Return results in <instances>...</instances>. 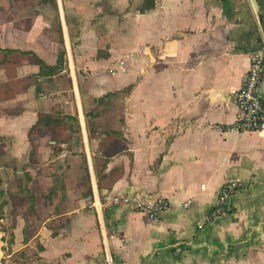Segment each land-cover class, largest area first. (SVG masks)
<instances>
[{
	"label": "crops",
	"instance_id": "crops-1",
	"mask_svg": "<svg viewBox=\"0 0 264 264\" xmlns=\"http://www.w3.org/2000/svg\"><path fill=\"white\" fill-rule=\"evenodd\" d=\"M255 51L264 0H0V255L264 264V133L230 129Z\"/></svg>",
	"mask_w": 264,
	"mask_h": 264
},
{
	"label": "built area",
	"instance_id": "built-area-1",
	"mask_svg": "<svg viewBox=\"0 0 264 264\" xmlns=\"http://www.w3.org/2000/svg\"><path fill=\"white\" fill-rule=\"evenodd\" d=\"M264 80V56L255 51L250 54V63L247 70L242 74L239 87L232 91L231 98L236 105L239 116L230 126L237 132L264 133V97L260 90ZM242 182L235 180L225 183L218 194L216 204L205 216L206 223L212 222L218 215L229 209V201L242 187ZM127 201V199H125ZM117 199H115V202ZM184 203V207L188 206ZM89 206L95 207L92 203ZM171 204L167 199L159 198L153 201H138L136 208L145 213L149 220L159 221L161 213Z\"/></svg>",
	"mask_w": 264,
	"mask_h": 264
},
{
	"label": "rangeland",
	"instance_id": "rangeland-1",
	"mask_svg": "<svg viewBox=\"0 0 264 264\" xmlns=\"http://www.w3.org/2000/svg\"><path fill=\"white\" fill-rule=\"evenodd\" d=\"M2 162V160H0V173H2V172H6V169H5V167H9V171H10V167H11V165H4V164H2L1 163ZM10 183V181L9 180H7V181H4V180H2V179H0V188H6V189H9L10 188V186H12V184H13V187H15V185L19 188V187H21V184L19 183V181H13L11 184H9ZM18 183V184H17ZM2 189V190H3ZM8 191V190H7ZM8 195H9V193H8ZM9 198H11V200H14L13 199V196L12 195H9ZM4 200V196L3 195H0V214H2L3 212H1V210H2V201ZM24 199L23 198H17V202H21V201H23ZM0 230H2L1 228H0ZM5 232H6V235H2V233H0V251L1 250H6V248L8 249V250H11V249H16V251L18 252H20L21 251V253H24V251L23 250H20V249H22V248H20V244H11L10 245V240H9V238H8V236H9V234L8 233H12L11 232V230L9 229V228H6V229H3ZM26 232H27V230H26ZM3 240H5V243L4 244H2V241ZM36 247H37V245H35V243L33 244V246H32V249H36ZM109 261L110 260H108L107 262H105L106 264H109ZM0 264H14V263H12V261H7V259H4L1 255H0ZM15 264H33V261L32 260H29V259H27V260H18V261H15Z\"/></svg>",
	"mask_w": 264,
	"mask_h": 264
}]
</instances>
